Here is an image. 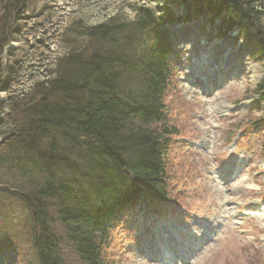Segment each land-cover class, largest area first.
<instances>
[{
	"label": "trees",
	"instance_id": "16d2710c",
	"mask_svg": "<svg viewBox=\"0 0 264 264\" xmlns=\"http://www.w3.org/2000/svg\"><path fill=\"white\" fill-rule=\"evenodd\" d=\"M56 1L31 9L33 0H0V191L20 196L34 264H106L123 219L172 202L165 155L178 132L164 100L173 66L155 26L202 17L216 37L236 34L264 63V11L252 0H161V14L134 4L131 18L120 7L103 22L50 32ZM29 22L44 29L31 45ZM48 37L63 53L28 91L14 92L25 73L36 76L31 51H47ZM256 92L264 110V81Z\"/></svg>",
	"mask_w": 264,
	"mask_h": 264
},
{
	"label": "rangeland",
	"instance_id": "374dc122",
	"mask_svg": "<svg viewBox=\"0 0 264 264\" xmlns=\"http://www.w3.org/2000/svg\"><path fill=\"white\" fill-rule=\"evenodd\" d=\"M42 1L33 0L31 9H38ZM92 1L103 8H95L87 0H57L50 32L76 20L103 22L120 7L131 18L134 4L140 6L144 0ZM144 2L150 8L160 3ZM252 3L264 11V1ZM173 10L180 11L178 7ZM25 30L31 45L44 29L29 22ZM157 30L169 32L170 46L175 47L172 53L181 56L180 63L171 64V83L164 100L167 121L178 132L171 137L165 155L172 202L154 206L158 210L154 216L161 218L143 217L149 213L144 212L141 217L140 213L123 219L108 238L106 264H264V157L260 153L264 125L243 131L247 121L260 118L258 113L246 111L255 99L252 90L263 79L264 63L251 60L245 42L234 41V36L214 38L212 27L201 17ZM50 40L44 53L31 51L40 59L34 60L37 65L31 71L36 76L32 79L25 73L14 92L28 91L63 53L56 40ZM214 75L219 76L217 86L221 88L210 91ZM4 97L1 94L0 100ZM19 197L0 191V239L4 243L0 264L35 263ZM149 230L156 241L173 232L178 239L169 244L171 252L178 249L176 253L170 255L165 246L154 243ZM193 243L197 245L192 247ZM176 254L185 255L184 262Z\"/></svg>",
	"mask_w": 264,
	"mask_h": 264
}]
</instances>
